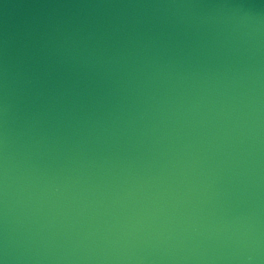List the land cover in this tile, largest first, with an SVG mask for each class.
Segmentation results:
<instances>
[{
  "label": "water",
  "instance_id": "1",
  "mask_svg": "<svg viewBox=\"0 0 264 264\" xmlns=\"http://www.w3.org/2000/svg\"><path fill=\"white\" fill-rule=\"evenodd\" d=\"M0 264H264V0H0Z\"/></svg>",
  "mask_w": 264,
  "mask_h": 264
}]
</instances>
